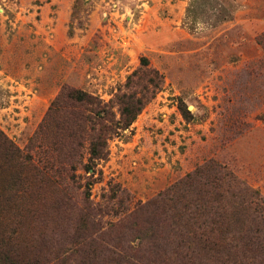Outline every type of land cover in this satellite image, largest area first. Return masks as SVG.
<instances>
[{
  "label": "rangeland",
  "instance_id": "1",
  "mask_svg": "<svg viewBox=\"0 0 264 264\" xmlns=\"http://www.w3.org/2000/svg\"><path fill=\"white\" fill-rule=\"evenodd\" d=\"M153 73L159 90L110 137L92 178L83 167L97 125L72 142L68 199L55 193L27 207L28 198L0 191L1 249L16 243L28 264H59L69 243L103 235L133 249L143 243L146 264H224L188 231L200 189L188 177L214 162L264 199V0H0V131L23 154L36 157L39 128L54 144L73 116L93 117L70 101L73 91L108 104L119 121L116 97H140ZM167 191L164 203H174L161 208L180 219L163 225L154 207L145 224L123 221Z\"/></svg>",
  "mask_w": 264,
  "mask_h": 264
},
{
  "label": "trees",
  "instance_id": "2",
  "mask_svg": "<svg viewBox=\"0 0 264 264\" xmlns=\"http://www.w3.org/2000/svg\"><path fill=\"white\" fill-rule=\"evenodd\" d=\"M146 64V59H143L142 65ZM130 81L129 79L128 83ZM160 82L159 75L153 73V77L148 80V86L143 87L140 97L128 93L117 96L119 121L113 120V113L108 104H103L86 93L73 91L67 96L70 101L90 106L89 111L93 117L73 116L72 120L77 119L74 122L71 120V127L56 133L57 141L54 144L47 141L45 143L44 127L39 128L30 149L34 151L35 158L31 154H23L0 131V176H4L0 191H11L19 199L28 198L27 207L36 203L37 206L45 204L55 193H61V196L68 199L62 186L66 179H74L70 175L74 168L70 163L75 151L72 142L76 144L77 139L81 138L83 126L98 127V132L90 141L89 157L83 167L86 173L92 170V178L97 161L105 160L108 156L107 141L113 134H118V129L126 130L131 126L145 104L159 90ZM60 97H64V92ZM77 146H80L79 143ZM12 163L13 166H10ZM194 177L199 178L197 184L200 189L193 202L195 210L190 214L194 229L188 231L193 238L201 237L199 251L204 254L211 253L209 256L215 262L222 261L224 264H264V199L256 191L245 188L225 167L214 162L197 169L188 179ZM91 185L90 179L85 182L87 192ZM169 194L170 191L161 194L159 202L154 201L137 207L123 221H128L134 227L139 226L140 220L145 224V220L149 218L142 219L144 213L154 207L155 211L151 215L157 213L155 217L159 220L163 218L160 220L163 225L169 217L180 219L174 209L169 212L166 208H161L174 203H164ZM8 203L9 200H6V204ZM186 205L182 204L185 211ZM257 225H261L263 230L255 227ZM98 240L99 242L88 241L84 245L69 243L67 257L59 264H68L74 257L82 258L79 264H99L97 260L101 257H107L108 262L112 264H146L144 257L140 255L143 243L133 249L127 245L124 247L122 241L110 243L103 235L98 236ZM15 245L16 243H8L5 249L0 248V264H28L17 256L19 249ZM11 255L14 258L10 257ZM102 262L106 263L104 259Z\"/></svg>",
  "mask_w": 264,
  "mask_h": 264
}]
</instances>
